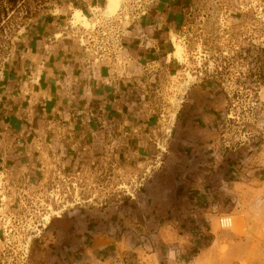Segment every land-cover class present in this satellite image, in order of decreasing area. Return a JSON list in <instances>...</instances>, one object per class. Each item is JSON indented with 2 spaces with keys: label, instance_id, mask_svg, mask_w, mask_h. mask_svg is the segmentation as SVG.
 <instances>
[{
  "label": "rangeland",
  "instance_id": "1",
  "mask_svg": "<svg viewBox=\"0 0 264 264\" xmlns=\"http://www.w3.org/2000/svg\"><path fill=\"white\" fill-rule=\"evenodd\" d=\"M98 1L82 12L81 0H0V79L22 62L24 37H42L38 24L47 19L44 35L67 36L86 60L109 70L126 123L95 134L85 166L55 170L52 181L32 184L22 201L28 211L8 214L4 206L0 216L26 236L42 217L46 225L54 216V230L32 238L29 248L34 252L37 242L48 264L52 251L43 239L49 242L51 232L54 264H70L72 255L79 263L83 247L107 242L99 238L112 213L116 228L108 235L121 244L102 250V262L96 255L92 264H264V0H174L182 19L173 27L156 26L164 33L156 44L141 20L158 0L140 8L120 0L111 14L105 0ZM76 9L87 26L72 22ZM132 41L144 52L143 64L125 49ZM192 96L211 122L204 147H197L191 131L178 136L177 112ZM5 183L1 176L7 205ZM47 187L54 188V201L46 202ZM50 201L54 212H47ZM85 207L97 210L94 217ZM220 216L231 218L229 230L218 228ZM74 239L86 245L68 246Z\"/></svg>",
  "mask_w": 264,
  "mask_h": 264
},
{
  "label": "crops",
  "instance_id": "2",
  "mask_svg": "<svg viewBox=\"0 0 264 264\" xmlns=\"http://www.w3.org/2000/svg\"><path fill=\"white\" fill-rule=\"evenodd\" d=\"M81 1L82 12L83 10L88 12L99 5L98 0ZM154 5L141 23L148 36L155 39L152 43L156 44L160 43L156 38L164 34L158 29L160 30L164 25L168 28L173 27L175 23L179 24L182 18L180 7L174 3V0H158ZM48 24L47 19L38 24L40 28L37 31L42 34L39 39L24 37L22 62L12 63L0 79V177L3 176L7 185V188L5 186L1 188L2 191L9 193L7 205L1 202L0 206H5L4 210L8 214L23 212L22 201L25 199L23 195L26 198L30 195L28 193L32 184L38 181L42 184L52 181L56 171V174H59L65 168L73 170L85 166L90 160L95 134L101 135L107 130V125L117 122L121 128L126 125L123 116L120 115L123 109L114 100L117 84L111 83L109 70L102 64L95 66L94 63L86 60V54L67 36L58 40L56 34L51 38L44 35ZM135 31L131 28L128 32L136 37ZM45 41L48 43L45 44ZM133 41L125 49L132 55V60L136 64L141 60L143 64L144 52ZM203 107L206 108L202 102L198 104L192 96L180 107L176 116L178 136L185 137L183 134L189 131L195 133L194 138L200 141L197 147L205 146L203 140L207 137L202 136H206L208 133L206 128L211 123L209 114H203ZM141 127L145 129L151 125L142 124ZM82 160L84 162H80ZM23 188L24 192H22ZM48 189V187L44 188V191L47 192ZM21 192L22 197H20ZM47 208V212H50V209L54 212V204L51 201ZM85 208L88 209L90 216L94 217L93 214L97 210ZM63 211L65 210L61 211L62 214ZM114 215L115 213L105 215L104 226L107 229L99 238L106 239L107 242L103 246L92 243L91 247H87L83 240L77 239L67 244L68 246H74L75 243L86 245L83 247L86 250L84 256L90 255L89 258H81L79 263H77L78 257L69 256L68 263L92 264V258L95 259L96 255L101 257L102 262L104 255L99 254L102 250L104 251L108 246L111 249L116 248L121 244L108 235L109 229L116 228L113 222L116 217ZM54 222L59 223L58 220L54 221V216H51L50 221L33 240L39 239L42 233L54 230ZM82 222L84 221L79 220V224ZM51 233V239H47L50 243L43 240L46 246L51 247L50 259L54 264V233ZM36 243L34 244L39 247ZM37 247L34 248V252L30 250L28 264H43L46 261L44 253Z\"/></svg>",
  "mask_w": 264,
  "mask_h": 264
},
{
  "label": "built area",
  "instance_id": "3",
  "mask_svg": "<svg viewBox=\"0 0 264 264\" xmlns=\"http://www.w3.org/2000/svg\"><path fill=\"white\" fill-rule=\"evenodd\" d=\"M130 2L132 4H139V8L142 6V4L147 3L151 4L156 0H127L125 2ZM145 11H142L140 15H144ZM129 16V15H128ZM128 16L124 17L125 19L128 18ZM137 18L139 17L136 16ZM136 19L135 16H131V20ZM85 51H87V48H84ZM4 197H0V203L3 200ZM48 198L50 200L54 201V188H51L49 192H46V202H48ZM42 205V204H41ZM40 206V205H39ZM45 206H47L45 204ZM42 208H38V210H33V213H37V211H40ZM2 210V207L0 206V211ZM22 210H27V206L22 205ZM28 211V210H27ZM44 217L40 219L39 222H36L34 225V228H36L31 232L30 235H23L14 232V228L11 227V225L7 226V224H10L9 221H6L0 216V225H2V237H1V248H0V256L2 258V264L3 262H16V264H26L28 261V255H29V248L31 239L35 238L40 234V231L44 228L45 221L43 220ZM230 220V223L227 224L225 221ZM15 223V222H14ZM13 223V224H14ZM217 226L220 230H229L232 227V220L230 217L226 216H220L217 218Z\"/></svg>",
  "mask_w": 264,
  "mask_h": 264
},
{
  "label": "bare ground",
  "instance_id": "4",
  "mask_svg": "<svg viewBox=\"0 0 264 264\" xmlns=\"http://www.w3.org/2000/svg\"><path fill=\"white\" fill-rule=\"evenodd\" d=\"M120 3V0H105V9L104 11L107 14H111L112 12H114L116 10V8L118 7ZM72 22H79L82 23L84 26H87V22H86V17L83 15V13L80 10H74L73 11V15H72ZM174 41V39L172 40V42ZM174 48V56L180 61L182 59L181 55L182 54V49L180 48L179 45L175 44L173 46ZM229 220H226L225 222L227 223Z\"/></svg>",
  "mask_w": 264,
  "mask_h": 264
}]
</instances>
